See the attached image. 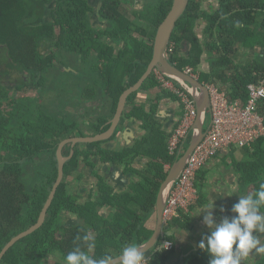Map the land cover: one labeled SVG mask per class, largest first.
Segmentation results:
<instances>
[{
	"label": "trees",
	"instance_id": "16d2710c",
	"mask_svg": "<svg viewBox=\"0 0 264 264\" xmlns=\"http://www.w3.org/2000/svg\"><path fill=\"white\" fill-rule=\"evenodd\" d=\"M130 1L0 0V67H3L0 71V253L14 236L36 221L58 178L59 144L67 138L87 135V129L80 128L81 124L75 119L68 121L51 109L49 112L46 102L40 104V96H18L19 91H50L47 83L53 70L64 72L62 63L69 55L76 63L79 60L81 64H89L88 78H83L88 84L82 90L81 100L94 103L99 97L106 98L100 92L99 79H102L106 88L111 87L109 98L114 115L122 93L146 72L153 57L157 29L173 3V0H139L143 7L134 12L136 19L129 21L123 6ZM201 3V0H190L178 21L171 40L175 49L169 61L181 70L192 67L201 82L220 85L230 99L246 102L247 86L260 83L264 78V0H220V7L214 13L200 10ZM99 15L104 21L103 28L95 26ZM203 19L206 24L200 37L196 27L202 24L198 20ZM183 43L185 46L181 49ZM245 50L259 52L250 62L238 64L234 57ZM203 56L209 58L208 72L200 70ZM117 74L121 75V80H115ZM19 81L21 84L13 91L9 82ZM158 86L153 73L141 90L149 91ZM163 94L178 101L172 93L164 91ZM137 95L138 92L128 99L133 107L127 117L138 119L147 134L134 150L128 151L130 157L126 159L122 153L103 148L99 142V155L104 162L122 165L130 164L139 156L150 159L144 180L133 186L136 196L118 197L111 186L102 181L99 210L112 206L117 211L110 214L109 220L99 214V235L92 240L84 227L70 233L62 228L60 213L70 208L64 180L56 192L46 224L16 243L0 264H42L49 254L65 260L66 254L76 247L87 250L86 245L91 241L95 247L90 255L113 258L129 242L140 246L151 238L153 231L146 228L145 216L154 210L160 187L169 172L165 166H172L176 156L169 154L170 134L163 132L155 118L156 108L149 113L140 112L134 102ZM35 103L40 104L39 107ZM259 112L264 117V102ZM98 120L99 125L91 135L109 128L108 125L100 128L106 125L107 119L98 117ZM91 146L95 148L98 144ZM241 150L244 155L241 161L233 150L230 153L232 169L237 173L240 193L254 195L259 184L264 183V135L251 147ZM69 152L67 146L63 154L69 155ZM78 153L77 148L71 160L75 168ZM42 155L46 159H40ZM68 174L66 165L65 175ZM204 181L201 169L196 181L200 191ZM32 200H37L35 206L30 204ZM196 202L191 209L197 206ZM133 204L141 211L132 209ZM119 236L132 241L122 243ZM164 237L175 241L174 235ZM113 246L117 254L110 253ZM174 249L153 252L149 264H166ZM184 264H209V257L200 250L185 259ZM256 264H264V254Z\"/></svg>",
	"mask_w": 264,
	"mask_h": 264
},
{
	"label": "crops",
	"instance_id": "0c3cea01",
	"mask_svg": "<svg viewBox=\"0 0 264 264\" xmlns=\"http://www.w3.org/2000/svg\"><path fill=\"white\" fill-rule=\"evenodd\" d=\"M258 52L259 50H245L240 53L253 57L258 54ZM202 58L203 60L200 70L202 72H208L210 66L208 62L209 58L207 56H203ZM164 91L165 90L161 88V86L149 91L140 90L137 97L134 99V102L138 106V109H140V112L144 111L149 113L151 109L155 107L157 112L155 118L157 119L160 127L168 129V134L171 135L177 123L173 122L171 116L178 119L181 115V106L179 101H172L167 96H164ZM132 107L133 105L129 101L124 111L130 113ZM102 111H104V113ZM99 113H103V116L99 117V119L104 118L108 120L106 125L100 127L101 129H104L105 126H109V123L114 117V115H112V100L107 101L104 98L99 97ZM122 121L120 133L116 139H111L112 141L109 140L104 142L105 146H107L108 143H114L113 147L116 146L114 150L116 149L117 151H122L127 144L133 143L135 138L138 137L137 135L141 133V129H143L142 123L136 118H129L128 120L124 118ZM128 129H132L130 136H128V134L126 135L125 133ZM66 147L67 145L63 148V150ZM110 147H112V145ZM233 149L235 148L230 150H221L218 155L212 158L206 164V166L203 167L205 181L203 182L201 191L199 188H197L199 191V199L196 202L197 206L190 209L189 213L180 215V218L175 219L170 229L175 237V249L166 264H184L185 259L200 251L198 247L199 242L202 238H205L210 234L209 229L203 223V216L199 215L204 205L215 203L216 208L213 214L214 219L217 222H220L224 218H232V207L236 202H238V199L235 198V194L233 192L235 191L236 187H239L237 186L239 185L237 173L232 169L230 158V153L233 152ZM145 158L146 159L141 160L137 159L132 163V165L128 166L113 165L112 163L103 164L99 160V176L106 179L107 183L111 186L118 197H135L136 193L133 189V186L144 180V174L146 173V170L149 166L150 159L146 156ZM165 168L169 170V165L165 166ZM221 208H223L224 211H221ZM132 209H138V211H141V209L135 207L134 204ZM112 211L116 212L117 208L106 206L99 210V212L101 214L103 213L104 216H109ZM157 224V215L153 210L150 214L145 216V226L154 233ZM184 228L188 233V236L186 239L181 240L180 237L185 235L183 231ZM119 239H121L122 243L125 244L128 243V240L132 241L128 238H121L120 236ZM130 243L132 242H129L128 244ZM109 250L112 254L118 253L114 246ZM153 252L154 250L150 251L144 256H150V258H152ZM118 256H120V254L114 256L113 258ZM246 261L247 259L243 261V264H246Z\"/></svg>",
	"mask_w": 264,
	"mask_h": 264
},
{
	"label": "built area",
	"instance_id": "2783aa9c",
	"mask_svg": "<svg viewBox=\"0 0 264 264\" xmlns=\"http://www.w3.org/2000/svg\"><path fill=\"white\" fill-rule=\"evenodd\" d=\"M175 45L170 43L166 57L174 53ZM187 75L199 79L192 67L183 70ZM154 74L159 86L178 98L181 115L177 120L168 139V150L171 156H176V162L184 154L194 137V125L198 117L197 103L190 93V88L166 77L159 70ZM210 94V107L205 117H209L208 129L204 131L202 141L189 155L186 165L174 183L163 212V223L170 225L181 213H189L193 203L198 201L199 192L196 186L197 175L201 169L221 150L232 148L243 149L251 147L264 135V117L260 114V104L264 102V78L260 83H250L247 86L248 99H230L219 85L206 84ZM204 122V124H205ZM170 169V166H169ZM175 242L164 236L153 249L154 252H171ZM145 257L149 264L150 256Z\"/></svg>",
	"mask_w": 264,
	"mask_h": 264
},
{
	"label": "water",
	"instance_id": "95a60500",
	"mask_svg": "<svg viewBox=\"0 0 264 264\" xmlns=\"http://www.w3.org/2000/svg\"><path fill=\"white\" fill-rule=\"evenodd\" d=\"M189 2L190 0H173L169 13L167 14L166 18L163 20V22L159 25L157 29L155 39H154L152 60L150 61L146 72L142 75L139 81L133 86L127 88L120 96L116 113L114 115V118L109 123V128L106 131L100 134H97V135L67 138L59 144L58 149H57L58 178H57L56 183L53 186L49 200L41 213L40 220L31 229L14 237L5 246V248L0 253V262L2 258L4 257V255L20 239L31 235L32 233H34L36 230H38L42 226L45 220L47 211L49 207L51 206L52 201L56 195V192L63 181L64 167H65L66 162L69 160V158L63 156V148L66 145L70 144L72 145L73 152H74V148L77 144H93L97 142H105L113 138L115 134H119L122 119L123 118L129 119L127 117L126 112L124 111L127 103L129 102L128 101L129 97L141 90L144 82L154 73L156 69L159 70L161 73H163L166 77L172 78L176 82L186 85L188 88H190V93L196 100L197 111H198V117L196 119V122L193 128L194 137H192L191 143L189 144L188 148L186 149L182 157L170 167L168 175L160 187L157 200H156V204H155V208H154V211L156 212L157 219H158L157 227L154 230V233L151 236V238L143 245H140V247L143 248L144 255H145L156 247V245L158 244V242L161 240L163 236H173V232L170 231L173 223H171L168 226L164 225L163 212H164L170 191L174 183L177 181L179 175L183 171L189 155L193 153L194 149L197 147V145L202 141L204 137V134H205L204 133V122H205V117L207 116V112L210 107V94H209L208 87L203 82H201L199 79H196L190 75H187L183 70L179 69L174 64H172L169 61V59L166 57V51L169 47V44L171 43L174 30L177 26L178 21L186 12ZM184 46H185V43L181 45V49H183ZM188 47L190 48L191 46L188 45ZM171 119L173 120L174 123L177 120L176 117H173V116H171ZM131 132H132V129H128L126 130L125 133L126 135L128 134V136H130ZM137 138L138 137H136L135 139ZM112 260L114 264H118L119 256L116 258H113Z\"/></svg>",
	"mask_w": 264,
	"mask_h": 264
},
{
	"label": "flooded vegetation",
	"instance_id": "af4514ba",
	"mask_svg": "<svg viewBox=\"0 0 264 264\" xmlns=\"http://www.w3.org/2000/svg\"><path fill=\"white\" fill-rule=\"evenodd\" d=\"M201 1H202V3L200 5V10H204V11H207L209 13L216 12L218 10V8L220 7L219 6L220 0H215V1L201 0ZM127 4L129 5L130 12L132 14V19H129L127 16H126V18L129 21H134L136 19L134 12L136 10L141 9L143 7V3L139 0H135V1L131 0L128 3H124V6ZM99 9H100V2H99ZM125 12H126V9H125ZM198 23H205L206 24V20L205 19L198 20ZM95 26H98L99 28L104 27V21L102 20L100 15H99V19L97 20ZM15 86H17V85H15ZM19 92L25 93V95H28L27 93H29V92H25L24 90H21ZM125 112L127 113V111H125ZM98 117H96V120ZM74 119H75V117H74ZM84 119H86V117H84V118L81 117V120H84ZM177 120H176V122H177ZM80 124H81L80 128H82V123H80ZM97 125H99V120L98 121L89 120L86 129L88 130V129H91L90 127H92V130L90 131L92 133L93 131H95L94 128H96ZM161 129L166 134L169 133L168 129H165L164 127H161ZM87 130H85V131L88 132ZM91 133H90V135H91ZM97 134H99V133H97ZM97 134L93 133V135H97ZM146 134H147L146 130L141 129V133H139L137 135L138 138L135 139L133 143L127 144L122 151H117L116 149L114 150V148L116 147V146L113 147L114 143H108L107 146H105L104 142H101V143H102L103 148H106V149L110 148L109 150H111L112 152L114 151V152L122 153V154L126 155L127 156L126 159H128L130 157L127 155L128 151H130L131 149L134 150L138 146V142H140ZM118 135L119 134H115V136L111 139L115 140ZM111 139H110V141H112ZM94 144H98V146L93 148L91 145H94ZM111 145H112V147H110ZM67 146L70 147L69 155L63 154V156L69 158V160L65 164V166L66 165L68 166L69 174L65 175V167H64L63 181L65 180L67 183L68 190L66 192V196L69 197V199H67L66 202L70 205V208L69 209L64 208L60 213L61 214L62 228L70 233L72 230H75L78 228H79V230H82V228L84 227L86 230L89 231V238L92 240L93 239L95 240V239H97V237L99 235V214H101L99 212V200H101V197H102V190H101L102 181H104V183L109 185L105 178L99 176V160L103 164H108V163L104 162L103 159L101 158V156L99 155V142L93 143V144H77L74 148V152H73L72 145L69 144ZM77 148L79 150V153L77 155L78 165L75 168L72 166L71 160L76 155V149ZM72 152H73V154H72ZM88 152H90V153L92 152V154L88 155ZM40 159H46V156L42 155V157ZM137 159L141 160V159H146V158H145V156H139L135 160H137ZM135 160L131 161L130 164L125 163L122 165H125V166L132 165V163ZM110 163H112L113 165H117L114 162H110ZM50 194H51V192H50ZM50 194H49L48 198L46 199V201L44 202L43 207H42L36 221L34 222V224L31 225L30 227H28L27 229H25L24 231H22L21 233L31 229L33 226H35L39 222L41 213H42L44 207L46 206V204L49 200ZM113 194L116 195L114 190H113ZM33 195H38V193H34ZM99 195H100V197H99ZM54 199H55V197H54ZM54 199H53V201H54ZM53 201H52V204H53ZM36 203H37V200H32L30 202V204H32L33 206H35ZM52 204H51V206H52ZM24 206L27 207V204H24ZM51 206L49 207L47 214L45 216V220H44V222L40 228H42L46 224V222L48 221L49 210H50ZM112 212H115V211H112ZM101 216H103L107 220H109V218H110V214H109V216H107V215L104 216L102 213ZM91 226H93V228ZM21 233H19V234H21ZM256 234L260 236V239H263L264 234H259V233H256ZM18 235H16V236H18ZM16 236H14V237H16ZM27 237H25V238H27ZM25 238L20 239L18 242H20L21 240H23ZM5 255H4V257H5ZM262 255L263 254H261L259 256L250 255L247 258L246 264H256V262L260 258H262ZM242 263H244V262H242ZM42 264H65V260H63L59 255L49 254L42 261Z\"/></svg>",
	"mask_w": 264,
	"mask_h": 264
},
{
	"label": "clouds",
	"instance_id": "9594fccd",
	"mask_svg": "<svg viewBox=\"0 0 264 264\" xmlns=\"http://www.w3.org/2000/svg\"><path fill=\"white\" fill-rule=\"evenodd\" d=\"M215 208V203L206 204L199 214L210 234L201 239L198 247L208 255L209 264H242L250 255L264 254V245L256 234H264V183L259 184L254 195L239 196L232 207L231 219L217 222L213 214ZM183 231L185 235L181 240L188 236L185 228ZM94 247L91 241L86 245L87 250L74 248L66 254L65 264H114L110 256L95 258L90 255ZM118 264H145L143 248L132 243L125 245Z\"/></svg>",
	"mask_w": 264,
	"mask_h": 264
},
{
	"label": "rangeland",
	"instance_id": "374dc122",
	"mask_svg": "<svg viewBox=\"0 0 264 264\" xmlns=\"http://www.w3.org/2000/svg\"><path fill=\"white\" fill-rule=\"evenodd\" d=\"M208 1H215V0H208ZM207 1V2H208ZM124 8L126 9V16L129 19H132V14L130 12V8L129 5H125ZM201 24V23H200ZM205 25V23H202L201 25H198L196 27V31H198L200 34V37L203 36V34L201 33L202 27ZM236 62L238 64H246L248 62L251 61V56H247V55H243L242 53L238 54V56L234 57ZM72 65H71V63ZM65 67V71L64 72H60L58 70H53V76L49 79V83H47L48 85L50 84V91H47L46 93H40L37 90H31L29 91V93H27L28 95L32 96V97H37L40 96L41 99V103L43 105V102H46V104L48 105V110L51 109V112L54 113L55 115H58L59 117H64L66 118V120H72L75 119L82 123V126L84 128L87 127V124L89 122V120L91 121H97L96 117H101L103 116L104 111H102L103 113H99V101H95L93 102H83V100H81V96L83 93V89L86 87V85L88 84L87 81L85 82V80L83 78H88V69H89V64H81L80 61L78 60V62L76 63L75 61H73L71 59V56L66 55L65 58V62L62 63ZM57 67L59 69H61V64H58ZM3 67H0V71L2 70ZM60 74V75H59ZM55 76L59 77L58 79H55ZM121 75L117 74L115 80H121V78H119ZM15 78V77H14ZM83 80V81H82ZM52 82V83H50ZM79 83V87L78 84ZM103 80L99 79V85L102 86L100 92L102 94H104V98L105 100L109 101V94L111 92V87L109 85V87H105L106 85L102 84ZM21 84V81L19 82H9V86L12 87V90L14 91V89ZM17 85V86H15ZM100 88V86H99ZM106 89V92L104 91ZM16 90V89H15ZM37 91V92H36ZM82 91V92H81ZM16 92V91H15ZM39 93V94H38ZM25 95V93H21L19 92L18 96H23ZM26 96V95H25ZM82 102V103H80ZM38 103H35V105L37 106ZM39 104V105H40ZM39 105L37 107H39ZM89 111V112H87ZM50 112V110H49ZM92 112V113H91ZM89 113V114H88ZM88 114V115H87ZM81 117L84 118L86 117V119L81 120ZM209 117L207 118V121L204 124V131H206L208 129V125H209ZM91 129H88L86 132L87 135L86 136H91L90 135V131L92 130V127H90ZM187 149V148H186ZM186 149L184 151H186ZM234 151V156L237 158V160L241 161L244 158L243 152L241 149H233ZM239 186V185H237ZM233 190V189H232ZM235 194V198L239 199V196H244L240 193L239 191V187H236L235 191L233 192ZM264 237L263 239H261V244L264 245Z\"/></svg>",
	"mask_w": 264,
	"mask_h": 264
}]
</instances>
